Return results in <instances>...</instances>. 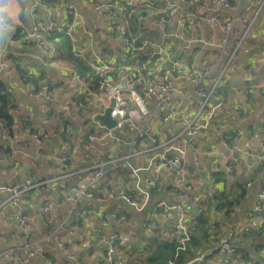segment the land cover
Masks as SVG:
<instances>
[{"label":"built area","instance_id":"2783aa9c","mask_svg":"<svg viewBox=\"0 0 264 264\" xmlns=\"http://www.w3.org/2000/svg\"><path fill=\"white\" fill-rule=\"evenodd\" d=\"M217 1L221 8L234 7L230 0ZM87 9L90 15L89 24L74 6L67 5L65 10L60 12L58 22L34 21L27 28L28 37L31 43L34 42L33 52L36 53L29 54L30 58L51 70H63L61 74L66 76V82L62 81V86L60 85L62 95L59 99H54L55 103L62 101L63 103H59L60 109H74L75 112L69 115V119L62 112L57 146L59 156L54 157L59 169L58 174L37 181L36 175L32 173L22 184L0 182V186H3L0 187V195L5 196L2 203L13 205L9 220L24 218L26 211L23 205L14 201L24 202L29 191L43 184L49 185L50 189L54 185L57 195L61 194V198L63 194L66 195L65 199H62V206L67 205L69 209L66 219L56 226V219H60V216L55 212L60 208L52 199H49L50 202L46 200L42 212L37 214L36 222L48 231V235L33 242L30 236L22 234L23 239L16 245L14 241L18 238L17 233L10 234L9 238L13 243L0 250V263L11 252L22 249L25 253L37 256L38 264H54L52 259L45 256L46 245L52 241L63 258L74 264H88L87 256L77 259L79 246L74 243L70 249L66 247L65 237L80 229L85 235L96 232L90 218L107 220L108 223L119 216L118 223L127 227H123L124 230L137 231L131 229L129 221L132 222L134 218L131 216L141 215L145 218L144 227L150 226L154 231L150 232L151 238L162 239L167 233H171L175 237L166 241L179 244V250L184 253L190 251L195 243V237L188 232L187 224H184L183 220L188 212L190 215L188 209L191 197H202L200 200L206 205L209 190L215 184L213 173L218 169V165L214 167L213 172H206L209 183L200 192L193 182L186 180L187 168L190 172L199 173V160L194 156L200 154L197 149L198 142L206 137L208 131L216 130V113L225 107L223 98H216L213 93L228 74L232 73V64L245 44L258 13L264 9V0L260 1L256 14L250 20L241 14L238 17L232 15L226 18L221 25V35L213 43L191 35L188 27L190 24H214L217 19L224 17L218 8L207 13L208 10L197 12L196 9L183 5L181 0H104L90 3ZM236 20L244 24V27H241L242 34L234 40ZM16 25L18 28L15 27L10 41L18 35V29H25L22 22ZM85 26L95 33V37L89 35ZM107 34L120 46L111 54L102 43L99 48H95L97 39ZM66 36H69V41ZM60 39L68 43V57L55 47V42ZM209 50L213 51L210 57L207 53ZM253 62L254 59L250 63ZM5 67L6 65L0 62V71L5 70ZM83 68L87 70L84 74ZM247 75L248 73H245L242 77L246 78L250 85L238 93L242 99L249 101L264 90V78L251 81ZM23 94L40 102L45 111V102L52 93H49L46 84L40 88L27 84ZM81 95L84 101H79L78 98L73 100L75 96ZM80 103L89 113L85 119L83 116L82 127H75L71 120L80 119L77 113ZM107 110H110L109 118L114 121L111 128L94 120L96 116L105 115ZM0 133L2 151L10 150L11 155L16 153L12 149L14 139L28 137L27 140L35 146L34 158L42 157L43 132H36L31 136L27 129L23 133L18 132L13 138H9L5 131ZM230 137L227 136V139ZM85 139H89L92 146L84 149L87 155L78 158L74 146L83 149L82 143ZM105 145L108 148L100 151L99 147ZM222 145L225 148V158L221 157L222 163L226 164L225 171L228 174L234 172L233 166L228 163L232 155L240 157L246 165L255 160L259 166H264V139L256 152L251 150L248 143L240 145L223 141ZM90 157L91 163V159L86 161ZM188 161H191L192 165L188 166ZM163 168L170 174V184L167 186V182L159 174ZM121 170H129L131 173L120 177L114 190L107 185L101 186L106 177ZM142 173L146 177L150 174L146 186L143 185ZM144 174L142 175L145 176ZM261 175L264 177V173ZM74 177L84 180L77 181L72 179ZM181 182H184L185 186L179 190ZM6 184L9 186L5 187ZM196 185L199 186L198 183ZM165 188H169L173 194L177 193L178 203L165 200L164 196L159 197V201L153 197V192ZM103 199L106 201H102ZM90 200L99 206L85 207L84 203ZM111 201H117V205L118 201H121L128 207L126 215L125 210H109L101 204L109 202L112 205ZM193 206L199 208L198 205ZM262 212L264 183L255 193V201L240 226L250 225ZM198 213L190 224L195 225V221H202L199 226L209 228L211 233L222 228L219 220H214L216 223H203L205 216L200 211V218ZM81 219L86 222L82 224ZM68 221L69 228L66 227ZM22 224L26 227L27 219L19 225L16 224V229ZM120 233L112 231L107 239L99 241L101 249L105 250L106 264H113L112 246L117 242ZM234 236L235 231L229 229L209 250L186 264H203L206 257L223 250L231 254ZM92 239L83 242L82 247L86 252L91 251ZM206 240L204 239L208 242ZM29 242L37 247L25 251L30 247ZM20 258L16 257L17 260ZM221 260L222 255H218L217 262L220 263ZM168 263L173 264V261L169 260Z\"/></svg>","mask_w":264,"mask_h":264},{"label":"trees","instance_id":"16d2710c","mask_svg":"<svg viewBox=\"0 0 264 264\" xmlns=\"http://www.w3.org/2000/svg\"><path fill=\"white\" fill-rule=\"evenodd\" d=\"M26 0H24L23 8L25 7ZM41 21V20H36ZM23 27L25 29L29 28L27 24L24 22V19L22 21ZM17 27V25L15 26ZM18 28V27H17ZM23 29H18V33L20 34ZM243 28L238 31L237 29L234 30V40H236L242 33ZM65 41V40H63ZM250 38L248 35V38L245 41V44L243 47L238 51L236 58L232 64V73H229L227 78H225L220 85L215 89V92L213 93V96L216 98H223L225 101L226 98H232L233 96L241 97V95L238 93V91H244L246 89V83L247 79L243 78L242 76L245 73L254 72L256 71V67L252 63L246 64V59L243 55H245V51H247ZM63 47L66 46V42L63 43ZM31 46V45H30ZM55 47L58 51L61 52L60 45L55 42ZM66 50V49H65ZM10 51L8 47L4 49V52ZM3 51H0V54H2ZM7 53V52H6ZM9 53V52H8ZM243 59V61L240 63L239 60ZM23 58L20 57H13L9 56V54L1 55L0 56V62L4 63L7 67L5 71H9L10 73L14 72V77L9 76L7 78L5 76L6 73H2V76L0 77V130L5 131L8 134L9 138H13L17 135L18 132H21L25 129L27 125L31 123L30 118L34 113L29 114V112L25 109H22L24 107H20L21 105L28 107V104L33 106V102H37L35 100H31L26 98V96L23 94L24 90L26 88L27 84H33L37 88H40L41 85L46 84L49 87V93H54L59 89L60 97L62 95V91L60 90L61 86L56 81L46 80L42 81L43 75L45 72H38L37 75H33L30 73L29 67H26L22 64ZM12 64V65H11ZM9 65V66H8ZM5 67V68H6ZM86 68H83V74L86 73ZM1 74V73H0ZM242 77V78H241ZM236 79V81H235ZM13 83L15 87H17V91L14 89H11L9 86V83ZM63 90V89H62ZM64 92V91H63ZM259 98H264V90H261L258 94ZM251 98L249 101L251 103L256 102V98ZM53 98V96H51ZM76 98L83 100V96L74 97L73 100ZM30 100L32 102L27 101ZM22 100L24 102H22ZM27 101V102H26ZM20 102V104H18ZM241 100H239V103L237 107H231L223 109L221 111H217V118H216V131L220 132L223 125L227 123L228 121L232 119H236V116L243 110ZM28 103V104H27ZM39 105H41V110H37V113L34 114L36 116V122H39L37 120L39 119H46L49 117H58L61 118L60 113L58 115L53 114L54 108H48V111L43 114L42 111V104L40 102ZM25 104V105H24ZM45 106L49 107L48 104L45 103ZM28 109V108H27ZM18 110L21 111V113H18ZM85 119V117H84ZM39 122V123H43ZM41 127V125L39 126ZM236 129V126L229 129L228 132H225L224 134H227L228 136H231L230 139H227V137L224 138L223 141L228 142L229 144L238 143L239 136L237 135V131L233 130ZM60 130V129H59ZM215 131V132H216ZM22 133V132H21ZM212 131H208L206 133V143L210 144L213 142V135ZM44 135V134H43ZM41 136V138L44 140V136ZM237 137L236 141L235 138ZM28 139V137H26ZM1 140H0V181L1 182H7L8 181V175H9V166L11 163H15L18 158H14L9 152L10 150H1ZM18 144H21L19 142ZM239 159V157H236L232 155L228 161H231L229 163H233L235 160ZM26 161V159H24ZM90 159H86V161H89ZM22 160H19L21 162ZM92 162V159L90 163ZM236 162V161H235ZM238 163V162H237ZM250 164L245 167L246 170L242 172H233L231 174H228L225 171V168L221 165H219L220 168L216 170L213 173V176L215 178V184L214 186L209 190V196L206 198V205H208V209L212 211L214 220H219L221 224L223 225V221L231 222L233 223L234 220H231L233 216H235L234 211V205L237 204V206L248 196V194L251 192L250 186L254 184V188L257 185V181L261 183V185L264 183V177L261 175L264 173V166H259L255 160H251L249 162ZM131 172L129 170H121L118 171L112 175H109L102 181L101 186H109L111 188V184L114 183L116 180H118L120 177L128 176ZM5 177V178H4ZM46 179L45 174L37 173L36 174V180L42 181ZM35 182V181H33ZM221 186V188H217L215 185ZM254 190V189H253ZM54 191V192H53ZM54 194H58L56 189H49L46 185H42L40 187L34 188L28 193V197L24 198L23 201H27L28 208L30 206L38 205L40 202L46 201V197L52 198ZM4 195H0V203L4 201ZM60 200V197L57 198V201ZM90 207H98L95 202L92 200L86 201L84 203V206ZM113 205V204H112ZM243 205H240V207H237V210L239 208H244ZM11 208V207H10ZM115 208V207H110ZM109 208V210H110ZM9 207H1L0 208V223L1 227H8L10 224L9 214H7ZM32 209V208H31ZM11 211V210H10ZM11 213V212H10ZM26 218L31 220L33 216L30 217L29 212H27ZM207 218H205L204 222ZM7 223H4L6 222ZM119 216L114 219V221H110L107 223V220L101 221V225L107 223L106 226L107 229H110L112 231H119L121 232V238L120 240H117L115 242L116 245V253L120 254L115 255L112 258V263H119L120 264V257L121 255H129L130 260L127 263L123 264H168L169 260L173 261V264H186L188 262H191L194 258L199 256L200 254L206 252L210 249V245L203 240V237L200 239L196 236V241L191 246V250L187 253H184L179 250V244L171 242L168 243L166 240L159 239V238H151L150 236H145L141 232L132 231L129 229L122 230V228H119L120 225L118 223ZM34 224H30V227L35 229V225H37L36 221L34 220ZM14 223V222H13ZM213 223H216V221H213ZM6 224V225H4ZM241 224V223H240ZM14 227L15 223L12 224ZM199 225H202V221L196 222V229H203V227H200ZM213 225V224H212ZM216 227V225L214 224ZM110 227V228H109ZM119 228V229H118ZM209 229V228H207ZM222 229V228H221ZM220 229V230H221ZM3 230V229H2ZM206 232V229H203ZM202 230V231H203ZM42 231L46 232L45 228H42ZM3 238L5 240L8 239L9 243H11V239L9 238L10 233V226L8 229L3 230ZM17 233L19 239L21 232L15 229L13 230V233ZM12 234V233H11ZM223 233H221L222 235ZM34 235H36L34 233ZM122 235L125 239V243L122 241ZM37 237V235H36ZM94 239L91 240V244L94 245ZM122 242V244L120 243ZM77 243V246L82 247V243L73 242V244ZM72 244V245H73ZM207 247L204 249V247ZM4 247L3 249L8 248ZM54 249H56L55 246H52ZM66 247H70V243L66 242ZM231 250L233 252L226 253L225 250L215 253L211 256H208L204 259L203 264H218L217 263V257L218 255H222V260L219 264H234V262H241L242 264H264V212H262L256 221H251L250 225L248 226H237L235 236L233 237V241L231 243ZM101 249V248H100ZM97 248L99 255V261H101V264H106L104 255L105 250L102 248L101 250ZM27 253V252H26ZM26 253L23 252L22 249L11 252L2 262L1 264H15L16 262H13L17 256H20L25 259ZM127 253V254H126ZM175 253H177V256L175 257ZM240 253V257H239ZM45 256L52 259L53 262H56V264H64V261L67 264H71L68 260L64 259L62 261V258L60 257L59 253L53 250V249H47V252L45 253ZM63 257V256H62ZM171 258V259H169ZM17 260V259H16ZM20 260H17V263L23 262ZM224 261V262H223Z\"/></svg>","mask_w":264,"mask_h":264},{"label":"crops","instance_id":"0c3cea01","mask_svg":"<svg viewBox=\"0 0 264 264\" xmlns=\"http://www.w3.org/2000/svg\"><path fill=\"white\" fill-rule=\"evenodd\" d=\"M97 1L100 2V1H104V0H26L25 1L26 5L20 14V19H24V22L29 27L36 20H41V21H45V22L53 20V21L58 22L60 19V16H59L60 12H63L67 5H72L76 8V10L80 14H82L86 23L89 24L90 15H89V11L87 9V6L90 3L97 2ZM181 1H182L183 5H187L188 7L194 8L197 10V12H206L208 10L207 13H210L213 9L218 8L223 13L224 17L220 18V20L217 19L215 21V23L212 25L195 26L193 24H190L188 27V31L191 35L204 38L207 42L213 43L218 39V36L221 35V25L226 18L231 17L232 15H234L235 17H238V15L241 14L246 19L250 20L256 14L258 7H259V3L261 0H240L239 2H237V0H230L231 4L234 7L228 8V9L221 8V6H219L217 0H181ZM188 3H190V4H188ZM245 24H249V23H245ZM241 27H244V24L242 25L241 23H239L238 20H236L234 22V30L237 29L238 31H240ZM87 30H88V33L91 37H95V33L91 32L88 28H87ZM250 30L251 31L249 33V38L251 41L249 42L248 49H247V51H245V55H243V56L246 59V64L250 63L254 59L253 65L256 67L257 70L253 72L254 74L248 73L247 78H249L251 81H254L256 79L261 80L264 78V9L258 13L257 18H256L253 26L250 28ZM28 35H29L28 29H23L22 32L20 34L18 33V35H16L11 41L8 40L6 47H8V49H10L11 52H13L17 55H21V54H23V52H28L29 54H36L33 52V50H35L34 45H33V43H31ZM97 40H98V42L95 45V48H99L101 46V43H102V45L105 47L106 51L109 54L115 52L117 50V48L120 47L119 44H117L115 42L114 38H112L108 34H107V36L100 37ZM64 42H66V41H63V39H60L57 41V43L60 45V48L63 51V53L68 57V55H70L69 46H68V43L66 42V46L63 47ZM108 48L110 51L108 50ZM207 53L210 57L212 55L213 51L209 50ZM39 55H42V53H39ZM67 60H69V58ZM200 60L203 61L202 59H200ZM242 61H243V59L239 60L240 63ZM69 64H71V63H69ZM29 70H30V73L33 75H37L38 72H40V71L41 72L44 71L47 75H52L51 71H55V70H51L49 67L43 66L40 62H38L34 59H32V61H30ZM62 72H63V70L57 69V72L55 71V77L59 78V76H61ZM67 76H68V74H67ZM2 77H5V76H2ZM235 81H236V79H235ZM248 85H250L249 82L246 83V86H248ZM239 100L242 101L241 104H242L243 110L236 116V119H232V120L228 121L227 123H225L220 132H218V131L215 132L212 130V132H214V133H212L214 141L211 142L210 144L206 143L202 147L203 153H205L204 152L205 150H207L210 153H206L207 156H202V157L200 156L199 163H198L199 175L197 176V178H194L195 182L198 183V185L201 186V188H206L208 186V183H209V180L207 179L206 172H209V173L213 172V170H211V169L213 168L212 164L214 162L211 163L210 159L214 156H216L218 158H221V157L225 158V156H224L225 148L222 145L224 138L228 136L227 134H224L225 132H228L229 129L236 126V129H233V130H236L237 131L236 136H239L238 143L240 145L248 143L251 146V150L253 152H256L257 147L259 146V144L264 139V98H259V96H258V98H256V102L251 103L250 101L242 99V97L233 96L232 98H226L225 99L224 109L227 110L229 108V106L238 105ZM27 101L29 103L32 102L28 99H27ZM22 102H24V101L22 100ZM33 103H34L33 106H31L27 103L28 107L23 106V105H21L20 107H24L22 109L26 108V110L29 113L36 114L37 110H41V105H39V103H37V102H33ZM83 116L86 117L87 114H84ZM236 139H237V137L235 138V141H236ZM20 142H21V144H17L18 140L14 139L12 149H14L16 151V153H14L12 155L16 159H17V157H22L23 159H26L25 162H26L27 168L24 165H19V167L17 166V164H22L23 162L15 161L14 164L11 163V165L9 166L8 181L6 183H10L13 185L14 184H22L25 182L26 179H29L31 177L32 173L33 174H35V173L36 174L37 173L45 174V178H49L51 176H56L58 174L59 169H58L57 162L54 159L55 147L53 146V144H50L47 141H43L42 146H41L42 157L35 159L34 158V154H35L34 144L32 142H30L31 145H28L26 147V145L24 144L23 141H20ZM89 159H92V158L90 157ZM221 160H222V158H221ZM235 161L238 162V164L239 163L242 164V162L244 160H242L239 157V159H237ZM29 163L31 164L30 166H28ZM187 163H188V166L192 165L191 161H188ZM241 164H239V165L241 166ZM231 165L234 166V171L238 172V173L245 171L247 168L246 166H241L242 169L240 171H238L236 163H233ZM168 173L169 172L167 170L164 171V168L159 173L160 176L162 177V179L167 182L166 186L170 184V180H169L170 176ZM190 173H191L190 170L187 168V176H189ZM142 174H144V173H142ZM142 174H141V178L145 181L146 175L144 174L145 176H143ZM149 176H150V174H148L147 177H149ZM72 179L80 181L79 177H74ZM186 180H189V179L186 178ZM1 183H3V182H1ZM4 184H5V182H4ZM215 186L217 188H221V186H219L217 184ZM51 188L54 189L55 186L53 185ZM256 188H257V186L254 188V184H252L250 186L251 192L248 194V196L244 200V205L245 204L246 205L244 206V208H240V210L237 211L235 216L232 217L231 220H234L235 222L234 221H233V223L225 222L226 228L223 229V234L224 233L226 234L229 231L228 227L231 224L233 225L231 230L236 232L237 226H240V223L244 221V219L246 218L247 213L250 209L249 207L252 205L253 201H255V194L253 193V191H255ZM165 189L169 190L168 194L166 195V197L168 198L171 191L169 188H165ZM59 195H61V194H59ZM59 195L54 194L52 196V201H54V203L58 205V208H61L62 207V198ZM58 197H60L59 201H57ZM196 197L199 198L197 195H196ZM4 199H5V197H4ZM109 202H103L101 204H104L108 208L115 207L117 210H120V211H124L125 210L124 208H128V207L124 206L121 201H118L119 205H116V204L110 205ZM24 203H27V201H24ZM111 203H117V201H111ZM38 205H40V203ZM97 205H99V204H97ZM2 206L3 205H1V203H0V208ZM8 207H9V209H8L6 215H8V214L10 215V212L13 211V207H11V208H10V206H8ZM101 207H104V206H101ZM23 208L25 209L26 214H27V212H29L28 204H27V206L23 205ZM195 208H196V206H193L190 204L189 209H188V211H190V215L188 212L187 217L185 218V220H183L184 224H187V222L190 223L196 218V215L193 216V213H192L193 210H195ZM54 210H56V208ZM208 216H209V218L213 217L212 214L210 213L209 215H206L205 218H207ZM36 217H37V214L33 216V219L36 220ZM169 217H172V216H169ZM188 217H190V218H188ZM90 220L93 223V225H95L100 231V232H98L99 237H96V235H95L93 239L95 240V238H97V241H103L104 239H107L108 238L107 236H109V234L112 232V230L107 229L106 226L108 224L105 223V224H103V226L100 225V227H99L96 225V224H98L96 219L90 218ZM144 220H145V218L143 216L138 215V216L133 218L132 222L129 221V226L133 230H137L139 232L147 233L145 236L149 237V236H151L150 232H154V231L152 230V228L150 226L144 227ZM169 221L171 222V220H169ZM4 223H7V221ZM12 224H14L13 221H11L9 224V226H10V233L9 234L13 233V230L15 229V226H16V223H15L14 227H12L13 226ZM4 225H6V224H4ZM195 225H196V221H195ZM9 226L8 227H1V223H0V234L3 235V233H4L3 230L8 229ZM123 227L127 228L126 226H122V227L120 226L119 228H122V230H124ZM203 229H206V232L203 234L208 236L209 230L207 228H203ZM203 229H199V228L196 229L193 233V237H195L196 235H199L198 231L202 232ZM43 232H45V231H43ZM78 233L79 234L83 233V234L80 237L78 235ZM1 235H0V250H2L4 247L11 245V243H9L8 239L5 240L3 238V236H1ZM84 236H85V233L82 230L77 231V232H73L67 238V243H71L73 241L74 242L76 241L78 243L83 244V242L86 241ZM172 237H175V235H173L171 233H167L165 236H163V240H170ZM212 237H214V236H212ZM36 240H39V239L34 238L33 242ZM217 241L212 244V242L209 240L207 243L211 246V245L216 244ZM99 245H100V243H99ZM52 246L56 247L55 243L52 241H49V243L46 245L47 249L49 248V249H53L56 251V249H54ZM97 248L100 249L99 246H97L95 248L94 256L91 257L92 260H99V257L101 256V255H99ZM205 248H207V247L205 246L204 249ZM57 252H58V250H57ZM85 252H86V250L83 247H79L78 251L76 253L77 259L84 258V256H86ZM59 255L62 258V261H64L65 258H63L60 253H59ZM37 258H38L37 256H32V255H30L29 252H27L24 260H23V258L19 259L20 261L23 260V262H21L19 264H38L37 262L39 260ZM92 260H90V261H92ZM13 262H16L15 264H18L16 259ZM69 262L71 264H74L72 261H69ZM54 264H56V262H54ZM64 264H67V263L64 261Z\"/></svg>","mask_w":264,"mask_h":264},{"label":"rangeland","instance_id":"374dc122","mask_svg":"<svg viewBox=\"0 0 264 264\" xmlns=\"http://www.w3.org/2000/svg\"><path fill=\"white\" fill-rule=\"evenodd\" d=\"M47 14V13H46ZM23 21V19H20L19 18V22H22ZM85 28H88V26H85ZM86 38H87V36H86ZM89 38H90V36H89ZM66 39L69 41V36H66ZM67 42V41H66ZM33 45H34V42H33ZM10 48V47H9ZM3 51V50H2ZM7 52V53H6ZM6 52H2V55H5V54H9V56L11 55V56H13V57H20V56H22V58H23V61H22V64L24 65V66H26V67H30V61H32V59L30 58V56H29V53L28 52H23V54H21V55H17V54H15V53H12L11 51H6ZM9 52V53H8ZM34 59V58H33ZM7 65V64H6ZM12 65V64H11ZM9 66V65H8ZM7 69V68H6ZM5 69V70H6ZM5 70H1L0 71V77H2V73H6L5 74V76L7 77V78H9V76H13L14 77V72L13 73H10V72H7V71H5ZM57 72V71H56ZM51 73H52V75H47L46 73L43 75V79H42V81H46V80H51V81H56L57 83H59V85H61L62 86V81L63 82H66V81H64V79L66 78V76L64 75V74H61V76H59V78H56L55 77V71H51ZM8 83H9V81H8ZM30 85H33V84H30ZM9 86H10V88L11 89H14L15 91H17V87H15L14 86V84L13 83H9ZM60 94L61 93H59V89L56 91V92H54V93H52V94H50L49 95V101L51 102V105L49 106V107H47L46 109H45V111H44V109H42V111H43V114L44 113H46L47 111H48V108H54V109H52L53 110V114L54 115H58L59 113H60V116H62V112H63V115L64 116H66L67 117V119H69V115H71V114H74V112H75V110L74 109H70V110H68V111H66L65 109H63V108H59L60 107V104L59 103H63L62 101L61 102H59L58 104L57 103H55V100L54 99H59L60 98ZM51 96H53V98L51 97ZM48 100H46V101H48ZM79 101H82V100H79ZM18 104H20V102L18 103ZM63 107V106H62ZM59 113H58V112ZM18 113H21V111L20 110H18ZM79 115H80V119L79 118H77V120H71V122L75 125V127H82V124H81V121L83 120V115L84 114H87V113H89V111L88 110H86V108H84V105L82 104V103H80V107H79V109H78V112H77ZM29 114H31V113H29ZM32 118H30V121H31V123L29 124V125H27L26 127H25V129L23 130V131H21L22 133L24 132V131H26L27 129H28V131H29V134L32 136L33 134H35L36 132H43V134H44V140L45 141H47L48 143H50V144H53V146L55 147V154H54V157L55 156H59V154H57V152H58V149H57V146H58V137H59V129H60V125H61V123H62V119L61 118H58V117H49V118H46L45 120L44 119H39V120H37V121H39V122H42V121H44L43 123H39V122H36V116L33 114L32 116H31ZM41 125V127H39ZM2 130H0V132H1ZM214 131V130H213ZM216 131V130H215ZM0 135H1V133H0ZM20 141H23L24 142V144L26 145V147L28 146V145H31V143H30V141H28L27 139H26V137H23L22 139H19L18 140V143L20 142ZM17 143V144H18ZM206 144V137L204 138V139H202V140H200L199 142H198V145H197V149H198V151L200 152V154L198 155V154H194V156H195V158H197L198 160L200 159V156L202 157V156H207V154L206 153H210V152H208L207 150H205L204 152L205 153H203L202 152V147L204 146ZM72 146H74V145H72ZM92 146V142L89 140V139H85L84 140V142L82 143V148L83 149H81V147H77L76 145L74 146V148H75V150H76V154H78V158H81L82 156H85V155H87V152L86 151H84V149H86V148H89V147H91ZM94 148H97V147H94ZM108 148V146L107 145H105V146H100L99 147V149H100V151H105L106 149ZM10 154H11V152H9ZM75 154V155H76ZM74 155V156H75ZM73 157V156H72ZM71 157V158H72ZM18 158V160H16L17 162H19V160H22L21 162H23L22 164H17V166L19 167V165H24L26 168H27V165H26V162H25V160L22 158V157H17ZM210 162L212 163V162H214L212 165H213V168L211 169V170H213L214 169V167L216 166V165H218V168H220V167H224L225 168V165L226 164H223L222 163V160H221V158H218V157H216V156H214V157H212L211 159H210ZM229 162H231V161H228V163ZM246 162H248V161H246ZM233 163H236V165H237V168H238V171H240L241 169H242V167L241 166H246V167H250V166H248V165H246L245 164V162L243 161L242 162V164L241 163H239V164H241V166L237 163V162H233ZM232 163V164H233ZM222 164V165H221ZM231 164V163H230ZM31 164L29 163V165L28 166H30ZM211 165V166H212ZM219 165H221L220 167H219ZM233 168H234V166H233ZM218 170V169H217ZM238 173V172H237ZM35 175H36V173H35ZM199 175V173L198 172H196V171H192L191 173H190V175L188 176V178L187 179H189L191 182H193V184L197 187V190H198V192H200L201 190H203V189H205V188H201V186H197L196 185V182H195V180H194V178H197V176ZM169 176H170V174H169ZM5 178V177H4ZM80 180L81 181H83L84 179H82L81 177H80ZM147 181H148V177H146V179H145V181H143V185H147ZM101 182V181H100ZM117 182H118V180H116L114 183H112L111 184V188L114 190L115 188H116V184H117ZM258 183H257V188L255 189V191H253V193L255 194L257 191H258V189L262 186L261 185V183L259 182V181H257ZM9 184V183H8ZM185 183L184 182H181L180 183V186H179V190L180 189H184V185ZM43 185H46L48 188H49V185H47V184H43ZM7 186H9V185H5V187H7ZM0 187H3V186H0ZM168 192H169V190L168 189H164V190H162V191H155V192H153V197L154 198H156L157 200H158V198L159 197H162V196H164V199L166 200H174L175 201V203H178V197H177V193L176 194H173V191H171L170 192V194H169V197L167 198L166 197V195L168 194ZM201 195V194H200ZM28 197V194H27V196H26V198ZM65 197H66V195H64L63 194V196H62V199H65ZM202 197H199V198H196V199H194V198H190V204L191 205H193V204H195V205H198V207L199 208H196V210L197 209H199V211H196V210H193V216L194 215H196L197 214V212H199L198 213V216H200V211H202V214L204 215V216H206V215H209L210 213L212 214V216H213V213H212V211L211 210H209L208 209V205H205V203H202L201 202V199ZM49 199H52V198H46L45 200H48V202H50V200ZM102 201H106L105 199H103ZM159 201V200H158ZM15 203H17V204H21V205H24V206H27V203H24V202H22V201H14ZM45 203V201H43L42 200V202H40V205H35V207L34 206H30L29 207V215H30V217L31 216H34V215H36V214H40L41 212H42V210H43V208H44V206H43V204ZM112 204H116V203H112ZM207 204V203H206ZM1 205H3L2 207H8V206H10V207H13V205L12 204H9V203H6V204H4V203H1ZM117 205V204H116ZM240 205H243V206H245L244 205V202L242 203H240L238 206L240 207ZM237 204H235L234 205V211H235V214L237 213V211L239 210V208H238V210H237ZM242 206V207H243ZM123 207V206H122ZM32 208V209H31ZM249 208H251V206L249 207ZM69 209V206H67V205H64V206H62L58 211H56V213L58 214V216H60V219L58 218V219H56V226H58L60 223H62L63 222V219H66L65 217H66V213H67V210ZM111 209H116V208H111ZM125 209V211H124V215H126V213H127V211H128V208H124ZM36 212V213H35ZM107 213H109V212H107ZM26 213H25V215H24V218L25 219H27V221H28V224L26 225V227H25V225L24 224H22V226L21 227H18L16 230H17V232L18 231H20L21 232V234H20V237H19V239L18 240H16V241H14V243L17 245V244H19L20 242L19 241H21L22 239H23V235L22 234H26V235H28V236H30V240L31 239H34V238H38V239H42V237H44V236H46V235H48V231H46V232H43L42 231V228L43 227H40V225L37 223V225L38 226H36L35 225V229H33V228H31L30 227V224H34L35 222H34V219L32 218L31 220H29L28 218H26ZM136 216H138V215H136ZM136 216H131L132 218L133 217H136ZM24 218H21V219H11L10 220V222L11 221H13L14 223H16V224H20L21 223V221H25V219ZM69 218H71V216H69ZM200 218H201V216H200ZM209 216L207 217V222H213L214 221V217H210L209 219ZM97 220V222H98V224H96L97 226H99L100 227V225H101V221L100 220H98V219H96ZM204 220H205V217H204ZM36 221V220H35ZM81 222H82V224H84L85 222H86V220L85 219H81ZM225 222H227V221H223V225H222V229L221 230H218L217 232H209V235L208 236H205L203 233H205V231L203 230L202 232L201 231H198V233H199V235H196L197 237H199L200 239L203 237V239H207L206 241H211L212 242V244L213 243H215L217 240H219V238L223 235H221V233H223V229H225L226 228V225H225ZM235 222V221H234ZM67 223V225H66V227L67 228H69L68 226V224H69V221L68 222H66ZM65 223V224H66ZM230 223V222H229ZM94 226V228H95V230H96V232H89V234H86L85 236H84V238H85V240H87V239H92V238H94V236L96 235V237H99L98 236V232H100L99 231V229L95 226V225H93ZM29 229H28V228ZM187 230H188V232L189 233H194V231L196 230V225H192V224H190L189 222H187ZM232 227H233V225L231 224V225H229V227H228V229H232ZM110 228V227H109ZM49 229V228H48ZM78 229H80V228H78ZM198 229V228H197ZM81 230V229H80ZM80 230H78V231H80ZM28 231V232H27ZM34 233L37 235V237H36V235H34ZM82 234L83 233H78V235L81 237L82 236ZM70 235H68L67 237H65V238H68ZM157 236V235H156ZM161 236V235H160ZM196 236H195V238H194V240L196 241ZM212 236H214V237H212ZM162 237V236H161ZM120 238H121V235H119V238L117 239V240H120ZM29 240V241H30ZM13 241V240H12ZM11 241V243H13ZM33 241V240H32ZM122 241H123V243H125V242H127V241H125V239H124V237H123V235H122ZM66 242H67V240H66ZM74 242V241H73ZM73 242H71L70 243V247H69V249L72 247V244H73ZM121 244H122V242H120ZM66 244V243H65ZM90 244H91V242H90ZM76 245H77V243H76ZM28 246H30L29 248H26L25 249V251H30V250H32V248H36L37 246H32L31 245V243L29 242V245ZM97 246H99L100 248H101V246L99 245V241H97V238H95V241H94V245H92L91 244V248H90V252H85V255L87 256V262H88V264H101V261H99V260H92V258L91 257H93L94 256V251H95V248L97 247ZM112 250H114V256L115 255H119L120 256V254L118 253H116V245L114 244L113 246H112ZM223 250V249H222ZM127 254V253H126ZM175 254H177V253H175ZM104 257H105V255H104ZM239 257H240V253H239ZM223 258V257H222ZM97 259V258H96ZM169 259H171V258H169ZM90 260H92V261H90ZM130 260V258H129V255H121V257H120V264H123V263H127L128 261ZM224 262V261H223ZM218 263V262H217ZM1 264V263H0ZM113 264H115V263H113ZM116 264H119V263H116ZM169 264V263H168ZM219 264V263H218ZM234 264H242L241 262H234Z\"/></svg>","mask_w":264,"mask_h":264},{"label":"clouds","instance_id":"9594fccd","mask_svg":"<svg viewBox=\"0 0 264 264\" xmlns=\"http://www.w3.org/2000/svg\"><path fill=\"white\" fill-rule=\"evenodd\" d=\"M23 5L24 0H0V51L6 47L8 40L14 34ZM45 103L48 104L47 101Z\"/></svg>","mask_w":264,"mask_h":264},{"label":"water","instance_id":"95a60500","mask_svg":"<svg viewBox=\"0 0 264 264\" xmlns=\"http://www.w3.org/2000/svg\"><path fill=\"white\" fill-rule=\"evenodd\" d=\"M47 103H48L49 106L51 105V102L49 100L47 101ZM109 112H110V110H107L105 112V115L96 116V117H94V120L98 121L100 124L105 125V126H107L109 128L113 127L114 126V121L109 118Z\"/></svg>","mask_w":264,"mask_h":264}]
</instances>
